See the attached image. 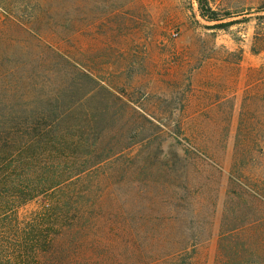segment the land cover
Here are the masks:
<instances>
[{
    "label": "rangeland",
    "instance_id": "374dc122",
    "mask_svg": "<svg viewBox=\"0 0 264 264\" xmlns=\"http://www.w3.org/2000/svg\"><path fill=\"white\" fill-rule=\"evenodd\" d=\"M75 138L120 264H264V0H0V176Z\"/></svg>",
    "mask_w": 264,
    "mask_h": 264
},
{
    "label": "trees",
    "instance_id": "16d2710c",
    "mask_svg": "<svg viewBox=\"0 0 264 264\" xmlns=\"http://www.w3.org/2000/svg\"><path fill=\"white\" fill-rule=\"evenodd\" d=\"M84 149L77 138L48 142L47 162L23 164L28 175L0 176V264H120L119 213L97 208L100 181L89 177Z\"/></svg>",
    "mask_w": 264,
    "mask_h": 264
}]
</instances>
